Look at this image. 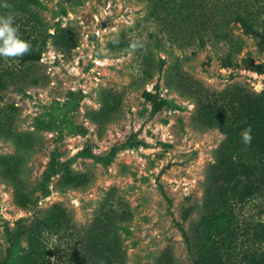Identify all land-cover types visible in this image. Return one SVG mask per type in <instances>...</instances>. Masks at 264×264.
Segmentation results:
<instances>
[{"label":"rangeland","instance_id":"rangeland-1","mask_svg":"<svg viewBox=\"0 0 264 264\" xmlns=\"http://www.w3.org/2000/svg\"><path fill=\"white\" fill-rule=\"evenodd\" d=\"M249 1L260 21L261 0ZM23 9L45 24L19 34L34 47L39 37V60L0 57L1 69L33 73L0 88V261L5 228L20 224L10 264H203L225 229L240 255L261 253L240 222H264V192L234 212L217 206L243 184L236 150L223 154L233 134L244 141L239 117L251 125L264 113V64L242 60L264 63L258 40L234 21L204 30L151 0ZM134 40L143 47L131 51Z\"/></svg>","mask_w":264,"mask_h":264},{"label":"trees","instance_id":"trees-1","mask_svg":"<svg viewBox=\"0 0 264 264\" xmlns=\"http://www.w3.org/2000/svg\"><path fill=\"white\" fill-rule=\"evenodd\" d=\"M24 1L25 0H0V16L11 15L13 17L14 23H19L16 28L18 35L22 32H26L27 28H37L45 24L44 18L38 12V10L28 9L24 14ZM155 5V8L160 11L180 13V17L185 19L187 15L193 17V20L202 29H211L212 26H220L229 21H234L242 29V32L246 35L254 37L258 40V46L260 51H264V0H261L257 4L262 18L260 21H256L253 17L256 2H251L249 0H240V2H235V0H151ZM4 5H8L5 7ZM241 6L242 11H241ZM233 7V8H231ZM231 8V9H230ZM245 11V12H244ZM183 13H186L184 16ZM228 16V17H227ZM180 18V20H181ZM15 27V26H14ZM20 38H22L20 36ZM23 39V38H22ZM32 42L36 44L37 47L32 46L31 51L22 56V61L26 62L28 60L37 61L40 58L42 48L39 37H32ZM37 48V49H36ZM245 65L249 68L262 71V66L264 63L256 62L251 60L250 57L245 56L242 59ZM29 68V67H27ZM29 74H31L29 76ZM33 73H28L25 69H17L14 72H9L7 69L0 68V88H5L9 84L12 85H22L27 80L32 77ZM240 88V87H239ZM241 89V88H240ZM243 94L244 90H240ZM248 98V94L245 91V99ZM257 102V100H255ZM245 102L243 99V106ZM161 104L156 103L153 112L160 109ZM253 121L251 125L248 121L243 120L239 117L237 134L240 133L242 138V133L247 129L248 126L251 128V142L246 144L244 141L241 143L236 139L237 135L233 134V137L225 146V151L223 154H227L232 150H236L239 161L236 160V164L233 166L236 169V174L239 178H242L243 184L237 189L236 192L230 197H225L221 199L218 203L219 210L230 208L231 212L236 211V206L240 205L246 200L255 197L256 195L263 194L264 192V113L258 114L254 113ZM221 126L228 128L231 126V120L227 117L220 116ZM48 169L46 172L47 178H50L54 173V167ZM243 227L251 224L253 229L254 237L262 240L264 242V222L257 221L254 224L250 221L243 220L240 222ZM226 235H222L221 239H214L213 244L215 250L207 254H199V262L203 264H227L233 258L238 264H243L245 259L251 264H264V250L259 253L251 252L249 254H239L238 245H231V238L228 237L227 229L224 230ZM222 229L219 232L224 233ZM7 236V246L4 254L1 258L0 264H10L14 256V247L18 238L25 233V227L20 224L16 229H11L9 227L5 228ZM219 242H218V241ZM239 256V258H238ZM238 258V259H237Z\"/></svg>","mask_w":264,"mask_h":264},{"label":"clouds","instance_id":"clouds-1","mask_svg":"<svg viewBox=\"0 0 264 264\" xmlns=\"http://www.w3.org/2000/svg\"><path fill=\"white\" fill-rule=\"evenodd\" d=\"M4 6L8 7V5ZM113 43H119V40L116 39ZM141 47L143 44L138 40L132 41L129 45L131 51H136ZM31 49L32 45L18 35L17 29L13 26V17L11 15L0 16V57H22L28 54ZM242 137L246 144H250L252 139L251 128L246 129L242 133Z\"/></svg>","mask_w":264,"mask_h":264}]
</instances>
